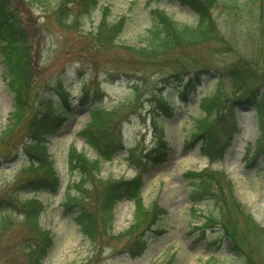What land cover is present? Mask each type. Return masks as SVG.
I'll return each instance as SVG.
<instances>
[{"label":"rangeland","instance_id":"374dc122","mask_svg":"<svg viewBox=\"0 0 264 264\" xmlns=\"http://www.w3.org/2000/svg\"><path fill=\"white\" fill-rule=\"evenodd\" d=\"M10 1V6L20 13L25 27L34 25L36 31L32 38L28 112L11 131L0 137V198L15 204L6 214V223L0 225V264H30L27 246L32 243L33 235L24 223V209L20 203L33 194L29 189L19 188L27 179L37 180L43 174L40 168L26 167L28 156L21 149L24 141L27 143V130L33 116L41 119L39 112L44 108V100L56 103L61 111L56 129L44 137L46 154L60 186L56 193L41 189L34 195L43 206L38 226L51 234V245L42 264H243L245 258L242 253L253 264H264V158L252 156L261 136L254 109L237 105L234 111L236 119L229 112L223 114L221 125L216 127L217 146L227 139L228 135L222 134L231 131L229 128L235 120L238 127L230 137L229 146L219 157L211 159L204 156L203 140L191 139L196 130L194 121L204 116L198 107V99L216 86L213 82L216 73L213 72L204 73L201 85L195 88V92L185 95V101H181L176 85L158 87L174 106L171 114L159 115L164 123L162 141L165 154L160 163H147L140 169L141 199L145 207L157 206L165 211L164 215H160L154 224L150 220L136 224L134 204L124 199L115 205L111 231L104 233L98 217L100 186L90 180L79 195L87 198L80 205L83 204L95 220L94 244L74 221L73 211L78 207H70L71 211L65 207L66 186L75 185L79 180L78 171L70 172L71 149L82 151L88 159L95 158V153L79 136L88 123V109L93 106L109 109L122 104L131 98L133 81L141 76L138 70V73L132 70L127 77L115 74L114 68L125 62L132 63L124 58L120 47L140 45L150 27L151 12L155 9L163 11L177 24H195L196 15L176 1L167 3L165 0H99L87 16L76 0H47L45 5L35 0ZM245 1L218 0L210 9L225 46L219 49V44L212 42L196 50L204 65L224 67L240 57L264 69V19L260 21L258 11L262 0H253L242 7ZM61 3L65 7L58 25L54 11ZM102 20L108 25L122 22L121 34L111 44L92 40V31ZM4 71L5 63L0 53V132L13 110L12 93ZM134 74L136 77L131 78ZM150 79L153 81L157 77L150 76ZM223 86L231 95L228 80L223 81ZM60 92L66 95L65 102H62ZM85 92L87 96L81 102ZM150 111L145 100L136 107L135 114L128 109H117L116 117L122 114L119 133L122 148L110 161L101 163L95 178L130 179L139 172L130 156H143L157 146L160 139L158 130L151 126ZM203 169L229 181L230 189L223 188V195L227 197L230 192L240 210L262 230L256 233L257 237L253 232L248 234V242L238 249L240 253L232 249L230 239L221 230L202 227L203 219L192 214L187 173ZM74 191L69 195L73 196ZM195 206L204 214L212 210L207 201ZM131 224L133 228L129 227ZM240 226L244 228L243 222ZM136 240L146 244V249L137 256L128 251Z\"/></svg>","mask_w":264,"mask_h":264},{"label":"trees","instance_id":"16d2710c","mask_svg":"<svg viewBox=\"0 0 264 264\" xmlns=\"http://www.w3.org/2000/svg\"><path fill=\"white\" fill-rule=\"evenodd\" d=\"M35 1L44 5L48 2L47 0ZM165 1L167 3L176 1L179 5L187 7L196 15L195 24H177L159 9L151 12L150 27L145 31L140 45L120 47L124 58L131 60L132 63L125 62L124 65L114 68L117 76L127 77L132 70L134 73L137 70L140 72L141 76L139 77H136L135 74L130 76L131 78L136 77L133 81L131 98L122 104L113 105L109 109L100 106L90 107L87 114L88 123L79 132V136L84 140V144L95 153V158L88 159L82 151L77 152L73 148L69 155L70 172L78 171L79 180L75 185L71 183L66 186L65 207L67 211H71L70 207H78L76 211H73L74 221L94 244H96L95 220L83 204L80 205V202L87 198L82 194L79 195L81 189H85L90 180L94 181L96 186H100L101 201L98 217L104 233L108 234L111 231L115 205L123 199H129L133 202L134 223L136 224L146 220H150V223L154 224L160 215L165 214V211L157 206L145 207L141 199L140 169L147 163H160L165 154L162 141L164 123L161 122L159 115L171 114L174 106L172 100L158 87L176 85L181 101H185V95L195 92V88L201 85L205 75L211 72L216 73V78L213 80L216 86L198 99V107L204 112V116L194 121L196 130L191 139L203 140L202 154L204 156L211 157V159L214 156H221L229 146L230 137L233 132H236L238 124L235 120L229 128L231 131L222 134L225 137L228 135V137L220 146H217L218 142L216 144L215 141L216 127L221 125L224 113L229 112L232 118L236 119L234 111L237 105H247L254 109L261 132L260 139H257L255 154L252 156L261 155L264 158V69L257 68L252 61L240 57H236L224 67L214 68L203 64L201 56L196 53V50L208 46L212 42L218 43L219 49L225 46L223 36L218 31L210 10L218 0ZM252 1L246 0L242 3V7L247 6ZM98 2L99 0H76L78 7L85 16L96 8ZM10 3V0H0V53L5 63L4 78L12 93L13 110L7 120L8 123L0 132V137L11 131L28 112V94L32 83V38L36 31L34 25V28L30 24L26 25L28 28L25 27L20 13L16 8L11 7ZM263 3L264 0L259 5L258 10L260 21L264 19ZM64 7V4L61 3L54 11V20L58 25H60L59 18ZM29 27L32 28L31 31ZM121 31V21L108 25L102 20L92 31V40L111 44L118 39ZM149 73L152 75L147 76ZM204 73L206 74L204 75ZM150 76L157 77V79L150 81ZM224 80H228L231 86V95L224 89ZM60 93L62 102H65L66 95L63 92ZM86 96L85 92L81 102ZM144 100L151 110L149 112L151 126L159 132L158 145L143 156H130L131 162L139 168V172L133 178H120L118 180L95 178L101 163L110 161L114 153L122 148L119 139L122 114L116 117L117 109H128L130 113L135 114L136 107ZM50 102L44 100V108L39 112L41 119H38V116L35 117L36 115L33 116L31 127L27 130V143L24 141V147L21 149L28 156L26 167L40 168L43 174L37 180L27 179L19 188V190L29 189L33 194L20 203L24 209V223L33 235L32 243L27 246L30 264H42L51 245L50 232L38 226L43 206L41 202L35 200L34 195L41 189L52 194L56 193L60 186L50 157L46 154L47 142L44 140V137L56 129V120L61 111L56 103ZM64 105L66 104L64 103ZM217 147H219L218 150H216ZM187 176L191 186L189 198L192 202V214L203 219L202 227L221 230L223 235L230 239L232 249L237 250L241 249L243 244L246 245L250 232H253L256 237L258 236L256 233L262 232L252 222L249 215L240 210L239 204L230 192L227 197L223 195V188L230 189L229 181L225 178H219L218 175L207 171V169L200 172H188ZM73 190H75L74 195L70 196L69 193ZM201 201H207L212 210H208L205 214L202 213L195 206ZM14 206V202L0 198V225L3 226L6 223V214ZM241 222H243L244 228L240 226ZM129 227L133 228L134 226L131 224ZM145 249L146 244H140V241L136 240L128 251L137 256L142 254ZM241 255L245 258V260L239 259L243 261V264H253L245 253ZM214 258L211 257L210 259ZM212 264L217 263L213 262Z\"/></svg>","mask_w":264,"mask_h":264}]
</instances>
